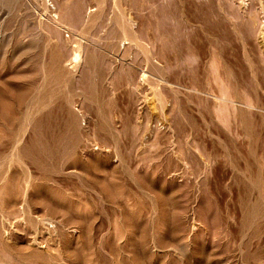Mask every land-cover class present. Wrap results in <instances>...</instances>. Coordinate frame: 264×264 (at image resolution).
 I'll list each match as a JSON object with an SVG mask.
<instances>
[{
  "label": "rangeland",
  "instance_id": "374dc122",
  "mask_svg": "<svg viewBox=\"0 0 264 264\" xmlns=\"http://www.w3.org/2000/svg\"><path fill=\"white\" fill-rule=\"evenodd\" d=\"M0 264H264V0H0Z\"/></svg>",
  "mask_w": 264,
  "mask_h": 264
}]
</instances>
